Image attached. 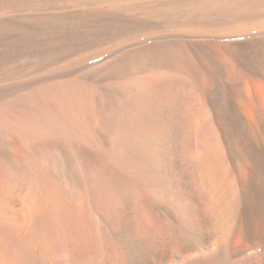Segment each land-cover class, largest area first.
<instances>
[{"label": "bare ground", "instance_id": "bare-ground-1", "mask_svg": "<svg viewBox=\"0 0 264 264\" xmlns=\"http://www.w3.org/2000/svg\"><path fill=\"white\" fill-rule=\"evenodd\" d=\"M12 159L0 264H264V0H0Z\"/></svg>", "mask_w": 264, "mask_h": 264}, {"label": "rangeland", "instance_id": "rangeland-1", "mask_svg": "<svg viewBox=\"0 0 264 264\" xmlns=\"http://www.w3.org/2000/svg\"><path fill=\"white\" fill-rule=\"evenodd\" d=\"M16 138H17V140H20L18 135H16ZM18 152H19V150L17 148H15L13 155H17ZM25 154H27V153H24V155ZM17 156H19V158H20L21 154L17 155ZM25 156L27 158L29 157L28 154L25 155ZM16 160L19 161L20 159L19 160L18 159H12L10 161L11 163L10 162L8 163V164H10L9 166H8V164L5 165L7 170L10 171V177H9V179L7 181L8 183L6 182L5 185H6L7 189L9 190V192H11V194L8 193L7 198H10V199L9 200L6 199V201L3 200L4 203L0 200V207H2V208H0L1 209V211H0V213H1L0 214V216H1L0 217V232H1L0 233V245L1 246H6L9 243V241L11 240L12 234L18 231L19 226H21V225H19L20 222H18L19 217L21 216V219L23 221L22 224H26L27 225V224H29V221L31 220V218L33 216V213H34L33 210H29L27 208L26 203H24L25 201L23 202L20 199V193H23V188H24L23 185L24 184H23V179L21 178L22 177V174H21V171H20L21 169L13 166ZM27 196L29 198V194ZM2 209H3V211H2ZM5 215H7V216H5ZM2 216L4 217L3 218L4 221L5 220H7V221L4 222L2 220ZM9 219H10V221H9ZM11 219H12V221H11ZM69 220L70 219H68V218L65 219L63 222H60V221L56 220V221L52 222L53 224L51 223V226L56 231V233H58L60 230H62L64 228H68V229L69 228L70 229L74 228L75 227V223L72 222L71 220L70 221ZM17 222H18V224H17ZM54 225H55L56 228L54 227ZM16 227H18V228L16 229ZM11 228H13V230ZM9 229H11L10 232H9ZM3 237H4V239H3ZM81 264H86V262L81 260Z\"/></svg>", "mask_w": 264, "mask_h": 264}]
</instances>
